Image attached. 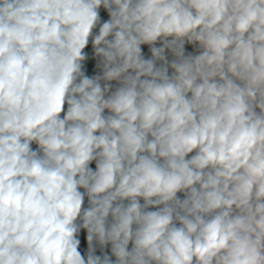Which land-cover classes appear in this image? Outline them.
I'll return each instance as SVG.
<instances>
[{
	"label": "clouds",
	"instance_id": "1",
	"mask_svg": "<svg viewBox=\"0 0 264 264\" xmlns=\"http://www.w3.org/2000/svg\"><path fill=\"white\" fill-rule=\"evenodd\" d=\"M0 264H264V0H0Z\"/></svg>",
	"mask_w": 264,
	"mask_h": 264
},
{
	"label": "trees",
	"instance_id": "2",
	"mask_svg": "<svg viewBox=\"0 0 264 264\" xmlns=\"http://www.w3.org/2000/svg\"><path fill=\"white\" fill-rule=\"evenodd\" d=\"M105 19H107V16L105 15ZM146 52H147V47H145V49H144ZM94 166V165H93ZM81 248L82 249H84V250H86V239H85V237H81Z\"/></svg>",
	"mask_w": 264,
	"mask_h": 264
},
{
	"label": "built area",
	"instance_id": "3",
	"mask_svg": "<svg viewBox=\"0 0 264 264\" xmlns=\"http://www.w3.org/2000/svg\"><path fill=\"white\" fill-rule=\"evenodd\" d=\"M189 51H192V49H191V47H189V49H188Z\"/></svg>",
	"mask_w": 264,
	"mask_h": 264
}]
</instances>
